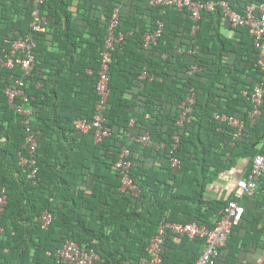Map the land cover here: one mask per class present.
Here are the masks:
<instances>
[{
    "label": "trees",
    "instance_id": "trees-1",
    "mask_svg": "<svg viewBox=\"0 0 264 264\" xmlns=\"http://www.w3.org/2000/svg\"><path fill=\"white\" fill-rule=\"evenodd\" d=\"M192 1H226L237 12L264 2ZM32 8L24 0H0V51L31 32ZM115 8L118 42L101 110L111 135L95 142L93 131L81 134L73 122H90L97 112L100 55ZM40 10L46 25L32 34L30 75L18 66H0V192L6 195L0 263L62 264L55 253L71 240L97 255L92 264H142L150 259L146 246L160 223L212 229L235 200L244 213L215 264H256L249 256L264 250V171L252 196L236 186L224 198L208 195L221 177L229 175L234 184L246 177L264 146V103L259 115L249 117V96L264 84V72L256 66L257 50L247 30L231 28L220 10L203 11L194 22L186 10L154 8L147 0H44ZM159 21L161 34L145 49L144 36ZM144 69L152 80L138 79ZM8 88L21 90L26 100L17 96L14 104L30 114L9 104ZM191 90L190 120L176 126ZM215 115L240 119L241 132L235 136L236 129ZM24 120L37 136L34 183L20 164L26 156ZM145 133L148 146L134 140ZM175 133L179 140L173 149ZM122 147L131 153L138 197L118 190L114 165ZM172 158L179 167L171 166ZM44 211L51 216L45 229L39 222ZM203 243L167 231L160 264H194Z\"/></svg>",
    "mask_w": 264,
    "mask_h": 264
},
{
    "label": "built area",
    "instance_id": "built-area-1",
    "mask_svg": "<svg viewBox=\"0 0 264 264\" xmlns=\"http://www.w3.org/2000/svg\"><path fill=\"white\" fill-rule=\"evenodd\" d=\"M24 1L31 4L33 7L31 12V22L29 25L31 32L12 42L8 50L2 49L0 51V66L8 69L18 66L20 70L28 76L34 66L33 48L35 43L32 34L36 32H44L46 17L40 10L44 0ZM147 2L149 6L154 8L172 7L178 11L186 10L190 19L194 22L199 20L203 11L214 12L216 10H220L221 14L231 28L242 27L247 30L249 36L253 40V46L257 50L256 66L264 72V2L258 4H248L240 12L234 11L226 1H207L202 3L192 0H147ZM118 17L119 12L118 9L115 8L112 12L107 35L105 37L104 50L100 55V70L98 73L99 81L97 84V93L99 96V101L96 107L97 112L93 117V120L90 122L81 119L74 120L73 122L74 128L81 134L86 135L89 134L90 131H93L95 142H100L103 138L111 135V129L105 125V120L101 115V110L108 97V70L111 64L112 51L114 50L116 42H118L114 33V30L118 25ZM162 28L163 23L159 21L157 29L144 36L143 47L145 49L155 43L156 39L161 34ZM121 38L122 36H120L119 39ZM6 42L9 43L8 41ZM138 79L152 80L153 77L144 69L140 73ZM16 84L21 87L23 86V81L16 80ZM5 93L9 104H11V106L19 113L24 115L31 113L30 109H24L14 104V100L17 96H22L23 100H26V96H24L21 90L8 88ZM243 95H246V92H244ZM249 100L253 105V109L249 113V117L253 119L255 116L260 114V108L264 103V84H260L253 88V91L249 96ZM194 103L195 94L191 90L186 98V107L177 117L175 123L176 126H182L185 122L190 120L189 116L192 114V107ZM215 119L221 122H226L229 126L236 129L235 136L241 132L243 127L242 121L235 117L215 115ZM23 125L25 138L22 147L26 151V156H22L20 158V164L28 168L27 180L34 183L37 174V136L32 132L29 120H24ZM134 140L143 146L151 144L148 133L138 135ZM173 140L174 149L176 148V144L179 140L176 133L173 136ZM130 155L131 153L126 147H122L118 153L117 160L114 165V168L120 178V187L118 190L121 193H129L132 197H138L140 190L138 186L134 184L130 176V169L132 166ZM170 162L172 167H179V161L176 158H172ZM263 171L264 146L262 147L261 152L254 157L248 175L238 179L235 186L242 194L252 196L256 190L259 177L262 175ZM5 205L6 195L2 191L0 192V215L3 212ZM243 213L244 207L237 201L233 200L225 207L221 220L212 229H208L204 225H196L193 223H160L155 231V234L151 237L146 246V252L150 259L142 264L161 263V256L163 253L162 245L167 231H171L173 234L181 237H187L189 239H203L204 243L201 254L194 264H215L216 258L219 256V251L225 245L231 228L242 219ZM39 222L42 228H47L51 222L50 214L47 211L42 212ZM0 233H3L2 229H0ZM55 257L57 261L62 264H92L98 259L97 255L93 251L82 249L71 240L64 241L63 247L55 253Z\"/></svg>",
    "mask_w": 264,
    "mask_h": 264
},
{
    "label": "crops",
    "instance_id": "crops-1",
    "mask_svg": "<svg viewBox=\"0 0 264 264\" xmlns=\"http://www.w3.org/2000/svg\"><path fill=\"white\" fill-rule=\"evenodd\" d=\"M71 12L74 14V8L70 7ZM228 37L231 36V32H224ZM235 187L233 179L230 176L221 177L213 186L212 190L208 192L209 196L224 198L226 197ZM157 229V228H156ZM249 260L256 264H264V250H258L254 254L249 256Z\"/></svg>",
    "mask_w": 264,
    "mask_h": 264
}]
</instances>
